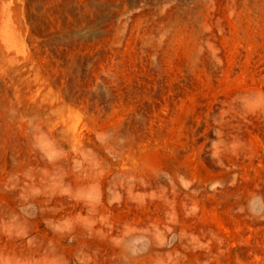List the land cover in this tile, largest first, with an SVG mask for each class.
I'll return each instance as SVG.
<instances>
[{
	"label": "rangeland",
	"instance_id": "374dc122",
	"mask_svg": "<svg viewBox=\"0 0 264 264\" xmlns=\"http://www.w3.org/2000/svg\"><path fill=\"white\" fill-rule=\"evenodd\" d=\"M0 264H264V0H0Z\"/></svg>",
	"mask_w": 264,
	"mask_h": 264
},
{
	"label": "bare ground",
	"instance_id": "6f19581e",
	"mask_svg": "<svg viewBox=\"0 0 264 264\" xmlns=\"http://www.w3.org/2000/svg\"><path fill=\"white\" fill-rule=\"evenodd\" d=\"M13 234V233H12Z\"/></svg>",
	"mask_w": 264,
	"mask_h": 264
}]
</instances>
